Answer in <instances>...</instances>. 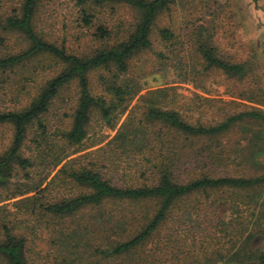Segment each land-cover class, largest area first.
<instances>
[{"label": "trees", "instance_id": "obj_1", "mask_svg": "<svg viewBox=\"0 0 264 264\" xmlns=\"http://www.w3.org/2000/svg\"><path fill=\"white\" fill-rule=\"evenodd\" d=\"M57 1L0 0V126L12 128L0 148V264H264V251L247 248L264 233V113L204 116L197 95L176 86L139 95L140 77L128 74L177 0H71L73 18L46 30L40 14ZM158 36L176 38L166 27ZM198 51L206 71L248 72L208 40ZM126 113L106 145L74 156L95 116L114 128ZM234 128L249 136L232 153L224 141ZM123 164L131 169L120 176ZM232 165L238 174L225 171ZM228 190L238 197L211 203ZM190 231L204 236L193 254Z\"/></svg>", "mask_w": 264, "mask_h": 264}, {"label": "rangeland", "instance_id": "obj_2", "mask_svg": "<svg viewBox=\"0 0 264 264\" xmlns=\"http://www.w3.org/2000/svg\"><path fill=\"white\" fill-rule=\"evenodd\" d=\"M75 10L77 7L71 0L51 3L46 11L40 14L39 24L46 30L50 27L61 28L64 22L73 18L72 12ZM106 12L108 10H104L100 17L102 18ZM122 12L125 18L132 17L128 11ZM162 27L171 29L176 38L170 42H161L158 31ZM152 37L154 50L137 55L129 68V76H139L143 85L139 95L164 86H176L177 91L186 98L198 96L196 101L203 105L206 111L204 116L220 117L219 114L222 113L248 110L264 113V0H177L170 10L158 17ZM201 40H208L215 48L216 54L224 60L245 64L248 68L246 76L244 78L230 77L221 70L206 71L204 60L198 51ZM172 43L176 44L174 48L169 46ZM161 49L168 56L163 61H160L155 53L156 50ZM98 74L99 71L92 74V88L97 91L100 90ZM74 92H76L75 86H70L64 93L69 96ZM139 95L132 100L128 110L139 103ZM6 100L9 98L7 97ZM58 107H62V102L60 105L56 104L53 113L59 110ZM53 113L50 119L55 124L56 119ZM126 116L127 113L122 115L114 128L95 116L91 121L87 137L82 144L75 147L81 151L74 156L106 145L116 134ZM11 136L12 128L0 126V148L9 143ZM245 136L249 134H242L238 128L232 129L224 141L230 147L229 151L233 153L236 147L243 144ZM59 167L52 170V175ZM131 167H134V163ZM131 167L128 168L127 164L120 165L121 171L115 173L121 176ZM236 169L232 165L225 171L238 174ZM218 171L222 173L221 169ZM246 173L249 174L248 171ZM234 193L228 190L221 195L215 191L210 201L215 206L223 199L229 202L231 198L233 200L238 197ZM243 216L245 220L247 216L256 218L255 215L248 214L246 211ZM260 223L264 224V220ZM190 233L195 235H190L184 245L189 246L193 254L204 236L192 231ZM193 238L197 240V245L194 247H192ZM247 248L251 252L264 251V233L258 234L247 244ZM46 250H49L47 255H51V259L54 254H57L54 251L57 250L55 247L47 246ZM78 252L80 256L83 254L81 249ZM82 260V258L78 259V264H82ZM83 263L95 264V260L85 258ZM243 264H254V262Z\"/></svg>", "mask_w": 264, "mask_h": 264}]
</instances>
